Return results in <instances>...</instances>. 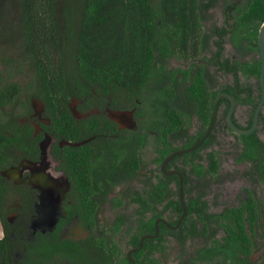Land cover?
Wrapping results in <instances>:
<instances>
[{"label": "trees", "instance_id": "obj_1", "mask_svg": "<svg viewBox=\"0 0 264 264\" xmlns=\"http://www.w3.org/2000/svg\"><path fill=\"white\" fill-rule=\"evenodd\" d=\"M5 1L17 9L21 25L17 55L0 56V226L6 233L0 238V264H15L13 254L22 245L30 247L31 243L26 242L24 235L8 234L20 230L21 225L27 229L34 214L35 193L12 185L2 172L16 167L22 159L37 158L42 134L34 137L36 119L31 116V102L42 105L48 123L39 126L57 140L67 139L71 128L76 126L69 108L72 101L82 114L95 110L96 113L84 118L89 130L82 132L85 128L81 124L77 134L96 138L115 126L102 112L106 106L128 112L131 104L140 102L134 116L138 124L137 155L134 154L137 167L145 139L140 128L145 127L147 120L166 123L160 124L158 131L163 145L155 160L159 163L177 148L190 147L200 139L202 131L190 139L187 130L193 117L201 130L209 126L214 93L204 77L195 75L193 63L188 70L179 67L170 72L183 77L179 96L173 86L151 90V82L158 81L166 72L167 60L186 64L195 57L197 39L204 31L202 16L193 11L195 0ZM234 1H223V7L233 9V13L223 15L224 26L216 33L226 35L228 27L234 48L245 46L246 50L258 54L257 33L264 23V0H238L236 4ZM214 2L205 6H214L217 0ZM8 36L4 31V38ZM246 66L251 69V64ZM255 66L252 72L258 75V61ZM122 100L126 105H122ZM146 105L150 106L151 115ZM235 139V161L245 166L242 176L251 186L264 185V143L254 136H235ZM211 144L207 139L192 154L173 159H182L188 167L187 172L181 170L185 178L184 198L189 200L188 212L177 232L204 238L206 244L199 252L202 257L223 258L222 264H264L263 193L260 195L247 187L238 206L220 214L208 211L204 198L212 180L220 177L221 161L219 152L209 151L203 158L198 152ZM157 182L152 187L151 233H154L156 206L163 201L167 200L163 211L178 212L172 225L181 215L178 190L169 187V179ZM11 200L18 201L17 208L10 205ZM12 213L18 217L9 223L7 218ZM159 231L162 233L167 228L159 225Z\"/></svg>", "mask_w": 264, "mask_h": 264}, {"label": "flooded vegetation", "instance_id": "obj_2", "mask_svg": "<svg viewBox=\"0 0 264 264\" xmlns=\"http://www.w3.org/2000/svg\"><path fill=\"white\" fill-rule=\"evenodd\" d=\"M210 1L216 2V0H195L193 11L202 16L204 31L197 39V52L194 59H190L186 64L176 59L167 60L166 72H163L158 81L151 82V90L173 86L179 96L183 77L177 72L174 75L170 72L176 71L179 67L182 70H188L193 63L195 75L204 77L210 86V91L214 93L213 101L217 95H225L231 99L221 98L218 101L215 125L206 138L212 141L211 147L223 137L232 138L236 144L235 136H254L264 143V101L259 110L255 128L250 134L235 133L227 121L231 102H233L234 110L231 116L233 125L240 130H249L253 124L255 110L262 98L259 50L256 54L253 50H246L245 46L234 48L230 41L231 31L228 27L229 32L226 35L216 33V30L224 26L223 15L232 14L233 9L223 7L224 0H217L214 6L206 7L205 5ZM234 2L236 4L238 0ZM211 11L220 14L219 25L206 24L207 16ZM257 61L259 62L258 75L257 72L256 74L252 72L256 69ZM175 62L180 66H172ZM248 64H251V69L247 68ZM175 102L179 105L178 100ZM31 104L38 107V114L31 115L36 119L34 137L42 134L38 143L37 158L33 161L22 159L16 167L2 172L4 178L12 185L26 187L35 193L32 204L34 214L27 229L21 225L20 230L8 234L24 235L26 242L31 243L30 247L22 245L13 254L15 264L216 263L215 256L202 257L199 254L201 247L206 244L204 238L179 235L177 231L183 220L178 228H167V231L173 232L174 235L167 231L161 233L159 225L162 224L158 223L157 236L145 237L154 234L150 230L154 212L153 185L158 183L157 180L161 179L164 183L169 179L171 182L169 187L174 191L178 190L177 177L167 176L160 170V163L167 155L159 163L155 162L163 148L158 131L161 130L160 124H166L165 122L150 119L145 122V127L140 128L145 133V139L139 150L140 164L136 167L134 154L136 152L137 155L138 138L135 134L138 131V124L134 116L136 105L140 102L135 101L134 104H129L131 109L128 112L112 110L106 106L102 112L115 126L111 130L108 129L106 134L101 132L96 138L93 135L77 134L79 131L77 128L81 124H84L83 128H85L81 129L82 132L89 130L84 118L96 113L95 110L82 114L77 110V103L72 101L69 108L75 117L76 126L71 128L67 139L59 140L51 134L44 133L39 126L41 123H48L42 105L38 101ZM122 105H126L123 100ZM145 109L151 115L150 106L146 105ZM122 114H125V119L120 118ZM195 121L196 126L192 128L193 132L191 133L190 126L187 130V136L190 139L201 131L204 134L208 128L201 130L196 118ZM101 128V131H104V126ZM148 145H151L150 154L153 157L144 159L143 154ZM113 146L116 147L115 150L111 148ZM56 149L61 152L58 153ZM178 149L181 148L176 150ZM174 158L167 162L165 171H177L181 175L182 169L187 172L188 167L183 164V160L173 161ZM10 171L15 172V179L8 177ZM182 180L184 184L183 175ZM217 180L213 179L209 187ZM192 184L195 185L194 182ZM188 202L189 200L184 198L186 215ZM239 202L240 200L237 203L224 205L216 212H211L209 207L208 211L220 214L227 208L238 206ZM10 205L17 208L18 201L11 200ZM166 205L167 200L160 206H156L157 216L154 221L163 219L174 226L172 223L177 219L178 212L170 213V209L163 211ZM17 217L18 214L12 213L7 219L9 223H13ZM1 235H6L2 229ZM184 236H186L185 240L182 241Z\"/></svg>", "mask_w": 264, "mask_h": 264}, {"label": "rangeland", "instance_id": "obj_3", "mask_svg": "<svg viewBox=\"0 0 264 264\" xmlns=\"http://www.w3.org/2000/svg\"><path fill=\"white\" fill-rule=\"evenodd\" d=\"M73 2L75 0H72ZM216 24L221 23V16L218 12L211 11L207 16L206 24ZM4 31L10 36L4 38ZM21 25L20 17L17 9L15 7H9L7 1L0 0V56L6 55L15 56L19 52L18 46H20L21 41ZM172 66L178 67L179 63L175 62ZM2 66L0 65V71ZM33 114H38V107L33 106ZM119 115V114H116ZM119 117V116H118ZM121 119H125V114L120 115ZM191 133L192 128H195L196 121L195 117L192 118ZM189 147V146H188ZM184 146L183 148H188ZM182 149V148H181ZM151 145H148L146 151H144V159L153 157L150 154ZM218 151L220 153V169H219V179L216 183H213L208 190L206 197L204 198L210 207L211 212H216L222 208L224 205H229L231 203H237L241 196L244 188H254L258 194H264V185L259 184L257 186H251L249 182L242 176L245 169L243 164H238L235 161V144L232 138H219L217 144L208 149H203L199 155L205 157V154L209 151ZM202 163L205 165V161ZM15 172L10 171L8 177L15 179ZM1 234V228H0ZM223 258H217L215 264H222Z\"/></svg>", "mask_w": 264, "mask_h": 264}, {"label": "water", "instance_id": "obj_4", "mask_svg": "<svg viewBox=\"0 0 264 264\" xmlns=\"http://www.w3.org/2000/svg\"><path fill=\"white\" fill-rule=\"evenodd\" d=\"M257 45H258L259 58H260L259 78H260V87H261V91H262V98H261V101H260V103L258 104V106H257V108L255 110L253 124H252V126H251V128L249 130H240V129L236 128L233 125V123L231 121V116H232V113H233V110H234V103L233 102H231V107H230L228 115H227L228 125L230 126V128L235 133L240 134V135H248L254 130L259 110H260L261 105H262V103L264 101V23H263V25H261V27H260V29L258 31ZM221 98H227V99L231 100L228 96L217 95V97L214 99L213 104H212L210 124H209L207 130L205 131V133L202 135V137L194 145H192V146H190L188 148L178 149V150L168 154L161 161L160 170L165 175H167V176H175L178 179V199H179V203H180V206H181V215H180L177 223L174 226H171L170 224H168L163 219H156L154 221V234L153 235H147V236H145L146 238H154V237L157 236L158 223L162 224L163 226H165L168 229H176V228H178V226L180 225L181 221L185 217V215H186V207H185V203H184L182 175L179 172H177V171H165V165L172 158L180 156V155H185V154L192 153V152L196 151L198 148H200L203 145L204 141L209 136V134L211 133V131H212L214 125H215L216 115H217V105H218L219 99H221ZM141 242H142V240L140 241V245H141Z\"/></svg>", "mask_w": 264, "mask_h": 264}, {"label": "crops", "instance_id": "obj_5", "mask_svg": "<svg viewBox=\"0 0 264 264\" xmlns=\"http://www.w3.org/2000/svg\"><path fill=\"white\" fill-rule=\"evenodd\" d=\"M0 238H2V235L0 234Z\"/></svg>", "mask_w": 264, "mask_h": 264}]
</instances>
